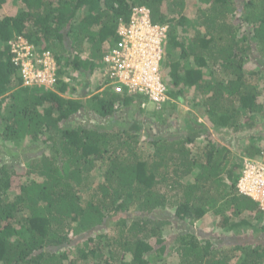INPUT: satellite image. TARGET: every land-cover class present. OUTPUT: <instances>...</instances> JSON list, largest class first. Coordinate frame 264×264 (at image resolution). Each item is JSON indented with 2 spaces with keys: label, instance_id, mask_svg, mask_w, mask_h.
Segmentation results:
<instances>
[{
  "label": "trees",
  "instance_id": "obj_1",
  "mask_svg": "<svg viewBox=\"0 0 264 264\" xmlns=\"http://www.w3.org/2000/svg\"><path fill=\"white\" fill-rule=\"evenodd\" d=\"M9 1L16 10L0 16V144L18 153L26 141L41 148L23 172L0 162V264H150L170 251L162 229L172 222L151 216L166 209L179 225L172 239L178 264H264V210L236 187L241 158L264 153V0H197L194 18L184 14L186 0H0V10ZM134 6L167 26L161 71L170 98L181 102L192 89L204 96L197 107L213 127L238 137L259 128L236 166L232 151L207 134L201 147L199 133L170 140L159 132L149 153L127 126L103 124L131 100L156 106L142 95L104 90L90 100L99 122H76L89 106L61 78L73 77L69 69L92 75ZM18 36L53 55L59 79L52 90L22 85L8 47ZM98 166L104 180L95 186ZM207 213L218 217L222 249L190 231ZM100 227H112L110 234L95 232Z\"/></svg>",
  "mask_w": 264,
  "mask_h": 264
},
{
  "label": "rangeland",
  "instance_id": "obj_2",
  "mask_svg": "<svg viewBox=\"0 0 264 264\" xmlns=\"http://www.w3.org/2000/svg\"><path fill=\"white\" fill-rule=\"evenodd\" d=\"M197 0H186L185 2V8H184V14L187 17H196L199 13L198 11V5ZM16 10V4H11V1L8 2L7 5H4L0 10V16L2 15H9L12 14ZM65 47L66 50L71 52L73 51L74 43L70 38H66L65 40ZM104 46L107 47V43H104ZM70 55V56H71ZM86 56V54H85ZM83 57L82 55L80 56ZM100 61V60H99ZM98 62L95 64V71L92 75L88 76L87 74H77L72 71V69H69L68 73L72 75V81L74 88L78 92L79 96L82 93H85V97H83V100H88L87 104L89 108L86 111H82L79 113V118L77 119V123H87L91 122L97 124L99 122L98 118L96 117V114L93 113V110L91 108L90 98L92 96H96L95 94H98L97 86L98 83L101 84L100 76L98 74ZM71 70V71H70ZM69 77V76H68ZM205 79L209 80V77L207 76ZM72 84V83H71ZM100 89H105L103 87V84H101ZM69 92V91H68ZM196 94V91L191 90H185V94L180 98L181 102L176 101L174 98L168 97V103L165 104V106L162 107V104L160 105H152L149 102H144L142 100H131L128 105H121L117 111L116 114L113 117V119H104L102 122L105 126L108 127V124L113 125H125L127 126V130L130 131L132 134H137L139 136L138 138V148H143L144 151L153 153V146L149 145L148 142L151 140V138H154L158 136V133L161 132V134L168 138V139H177V140H184L186 137L191 133H199L196 135V140L194 143L200 145L201 147L204 145V142H200L202 139V136L204 134L210 135L212 139L214 140V143L220 147L226 148L228 151L231 150L234 157L231 163V166H236L238 163V157L241 153V146H245V140L250 138L248 135L256 134L259 135V128L253 131H246L244 135H240L239 137L232 133L229 129H221L218 127H213L208 121L205 120L203 117L204 114L202 113V109L197 107V102L204 101L203 95H197L195 98L194 95ZM67 95V94H65ZM260 100H262L260 98ZM166 101V102H167ZM175 101V102H174ZM112 120V121H111ZM260 124L264 122V120H260ZM83 126V125H82ZM203 126V127H202ZM264 127V124L261 125ZM116 128H114L115 131ZM200 135H202L200 137ZM239 135V134H238ZM204 138V137H203ZM29 142V141H28ZM27 141L26 146L25 143L23 146L19 149V151H22V153H18L16 149L12 147H8L7 149L5 146L0 144V162L1 163H9L12 164L16 169L17 172H23L26 167L30 166L31 160L35 158V156H38L40 152V145H33L32 143H28ZM244 142V143H243ZM193 144V143H191ZM191 144H188V146H191ZM263 144H260L262 146ZM187 146V147H188ZM6 149V150H5ZM124 150V149H123ZM10 152L15 154L18 153V156L15 159H11L12 156L7 155V152ZM125 152V151H122ZM196 151L193 152L195 154ZM29 154V155H28ZM28 155V156H27ZM32 155L34 157H32ZM24 156V158H23ZM26 156V157H25ZM246 157V156H245ZM241 158V157H240ZM256 161L261 162L264 159H260L258 157ZM38 159V158H35ZM27 160V161H26ZM240 160V159H239ZM241 158V162H242ZM35 162V161H34ZM102 168L101 166H98L95 168V170L92 172V181L95 186L102 183L104 180V176H102ZM105 171V170H104ZM238 172V169L235 170ZM22 177V176H21ZM23 180L26 179V177ZM22 179H20L21 181ZM87 199L89 198L88 194H85ZM136 211H133L132 215H137L135 213ZM153 218L157 219L159 222H172L173 226L169 227L168 223L166 225H163L164 228L162 229V237L165 240V244L167 247H169L170 251L168 254H163L157 257H149V263L150 264H178L180 261V256L174 254V248L175 243H173L172 239L175 237L176 230L179 228L178 222L175 220L173 216V211L171 210H156L151 215ZM116 218H119V214L116 216ZM217 219V220H216ZM115 221V219H114ZM256 226H258L255 223ZM219 221L218 217L212 213H207L204 217L197 220L196 227H192L190 229L191 232L195 233V236H197L199 239H210L213 246L216 249H222V246L219 244L218 240L216 238H220L222 230L219 227ZM100 227L97 229L98 233H107L110 234V229L112 227ZM99 230V231H98ZM113 233V232H112ZM223 239L226 238L228 243H233V241L236 242L237 236L229 235V236H222ZM221 238V239H222ZM258 239V238H255ZM73 241H75V238H73ZM153 242V241H152ZM234 242V243H235ZM256 245H258V241H254ZM233 243V244H234ZM153 244V243H152ZM129 258L126 257L124 260H128ZM235 260L233 261V263Z\"/></svg>",
  "mask_w": 264,
  "mask_h": 264
},
{
  "label": "built area",
  "instance_id": "obj_3",
  "mask_svg": "<svg viewBox=\"0 0 264 264\" xmlns=\"http://www.w3.org/2000/svg\"><path fill=\"white\" fill-rule=\"evenodd\" d=\"M117 37L101 59L104 87L116 94L142 95L156 105L164 104L169 97L161 71L167 26L153 24L147 7L134 6L128 20L118 25ZM8 47L24 87L53 89L59 78L50 51L40 53L20 36L13 38ZM62 79L70 82L66 76ZM258 158L264 159V154ZM256 159L243 158L237 189L259 202L264 210V160L259 163Z\"/></svg>",
  "mask_w": 264,
  "mask_h": 264
},
{
  "label": "clouds",
  "instance_id": "obj_4",
  "mask_svg": "<svg viewBox=\"0 0 264 264\" xmlns=\"http://www.w3.org/2000/svg\"><path fill=\"white\" fill-rule=\"evenodd\" d=\"M108 47H109V46H108ZM100 63H101V60H100ZM100 68H101V64H99L98 69H97V71H99V72H98L99 76H100ZM63 77H64V76H63ZM66 77H68V76H66ZM68 78H70V77H68ZM61 79H62V78H61ZM62 80H63V79H62ZM100 80H101V79H100ZM70 82H71V78H70ZM70 82H68L67 84H69ZM101 84H103L102 81H101ZM101 84H99V85H98V83L96 84V86H97L96 88H97V90L99 91L98 94H95L96 96L99 95L101 92H103V91L105 90V89H100L99 86H100ZM103 87H104V85H103ZM104 88H106L107 90H110V88H107V87H104ZM110 91H111V90H110ZM111 92H112V91H111ZM112 93H113V94H116V93H114V92H112ZM118 95H123V94H118ZM124 95H125V94H124ZM126 96H128V95H126ZM83 97L86 98V97H85V93H84ZM92 98H94V96H92V97H90V98H87V99H90V100H91ZM90 100H89V101H90ZM85 101H88V100H85ZM263 154H264V153H263ZM260 156H262V155L260 154V155H257L256 157H260ZM246 157H248V156H246ZM248 158H250V157H248ZM253 158H255V157H253ZM242 159H243V158H242ZM237 182H238V181H237ZM236 187H237V183H236Z\"/></svg>",
  "mask_w": 264,
  "mask_h": 264
},
{
  "label": "crops",
  "instance_id": "obj_5",
  "mask_svg": "<svg viewBox=\"0 0 264 264\" xmlns=\"http://www.w3.org/2000/svg\"><path fill=\"white\" fill-rule=\"evenodd\" d=\"M83 94V93H82ZM82 94H81V96H82ZM93 178V177H92Z\"/></svg>",
  "mask_w": 264,
  "mask_h": 264
}]
</instances>
